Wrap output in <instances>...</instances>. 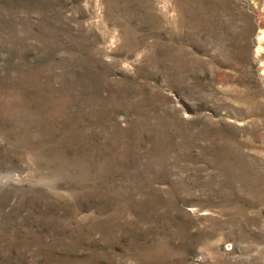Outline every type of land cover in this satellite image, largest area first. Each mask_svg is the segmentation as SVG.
<instances>
[{
    "label": "rangeland",
    "instance_id": "1",
    "mask_svg": "<svg viewBox=\"0 0 264 264\" xmlns=\"http://www.w3.org/2000/svg\"><path fill=\"white\" fill-rule=\"evenodd\" d=\"M262 33L264 0H0V264H264Z\"/></svg>",
    "mask_w": 264,
    "mask_h": 264
},
{
    "label": "bare ground",
    "instance_id": "2",
    "mask_svg": "<svg viewBox=\"0 0 264 264\" xmlns=\"http://www.w3.org/2000/svg\"><path fill=\"white\" fill-rule=\"evenodd\" d=\"M262 35H264V33H262ZM263 38V37H262ZM259 49H261V47L259 48ZM260 52V51H259Z\"/></svg>",
    "mask_w": 264,
    "mask_h": 264
}]
</instances>
